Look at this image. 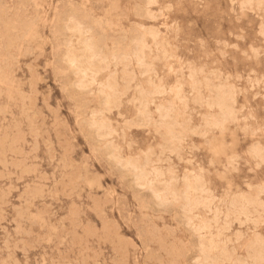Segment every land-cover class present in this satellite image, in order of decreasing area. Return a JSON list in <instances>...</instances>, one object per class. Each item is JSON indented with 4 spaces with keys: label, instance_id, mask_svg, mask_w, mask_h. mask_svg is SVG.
<instances>
[{
    "label": "snow or ice",
    "instance_id": "obj_1",
    "mask_svg": "<svg viewBox=\"0 0 264 264\" xmlns=\"http://www.w3.org/2000/svg\"><path fill=\"white\" fill-rule=\"evenodd\" d=\"M53 6L59 12L58 4L45 5ZM127 7L139 9L135 15L130 12L127 19L135 36L130 51H124V42L103 47L94 35L98 25L85 18L65 15L58 30L53 17L52 27L45 25V47L51 51L45 52L39 63L33 61L24 69L23 76L18 75L21 69L13 63L8 86L19 87L26 98H38L45 87L43 66L48 81L55 76L65 99L83 112L86 126L93 130L99 151L89 152L87 167L91 169L103 152L106 160L99 161L101 171L108 162L115 161L123 169L143 174L151 182L154 205L170 210L174 205L181 212L187 231L180 240L190 242L189 248L179 260L159 264H264V0H232L235 18L249 22L251 27L247 33L233 35L235 29L227 32L231 40L216 38L219 54L231 53L235 64L215 71L213 80L203 68L191 61L186 64L180 58V49L170 42L172 33L162 31H183L169 19L182 5L175 0H148L146 5ZM147 22L158 26L143 27ZM77 34L87 38L77 40ZM197 43L206 50L211 41L201 39ZM161 53L166 67L163 76L156 72ZM205 81L207 89L203 87ZM197 86L207 99L197 100V107L191 109L192 131L186 134L175 123L178 118L173 105L180 97H190ZM182 105L183 101L181 111L187 115ZM190 177L196 179V199L191 195ZM62 179L68 184L66 178ZM87 179L94 186L99 173L90 172ZM59 187L60 179L57 194ZM79 190L74 182L66 188L64 194L70 198L66 203ZM217 204L220 207L212 217L208 210ZM59 216L45 211L31 226L24 222L23 227L18 223L14 231L5 229L0 241V264H99L78 258V250L68 247L66 229L70 225L65 219L62 228ZM221 217L229 221L223 231ZM10 219L7 217L5 222ZM225 235L229 247L235 246L233 255L240 259H213ZM254 237L261 245L258 260L251 258L252 247L244 243Z\"/></svg>",
    "mask_w": 264,
    "mask_h": 264
},
{
    "label": "rangeland",
    "instance_id": "obj_2",
    "mask_svg": "<svg viewBox=\"0 0 264 264\" xmlns=\"http://www.w3.org/2000/svg\"><path fill=\"white\" fill-rule=\"evenodd\" d=\"M147 3L148 0H0V241L5 229L14 231L18 223L23 227L24 222L31 226V222L43 217V212L51 211L54 216L60 214L62 228L67 219L70 225L66 229L70 236L68 247L77 249V256L82 260L91 259L99 264H151L153 261L159 264L164 260H179L188 250L190 242L180 240L187 231L183 215L174 205L171 210L167 206L161 209L154 205L149 191L151 182L143 174L123 169L115 161L108 162L101 171L99 161L101 158L106 160L103 152L91 169L87 167L89 152L99 151V144L93 137V130L86 126L83 112L77 111L65 99L54 75L48 81L41 66L45 87L40 89L38 98H26L19 87L13 89L7 84L13 63L21 69L18 75L23 76L24 69L31 67L33 61L39 63L44 53L51 51L50 47H45V25L50 29L53 17H56L58 30L65 15L85 18L98 25L94 35L99 44L107 48L110 43L119 46L124 42V51L128 52L135 36L127 19L130 12L135 15L139 9L127 6ZM175 3L182 7L176 8L169 19L183 31L176 32L174 28L162 31L172 33L170 42L180 49V58L186 64L191 61L203 68L209 80L214 79L215 71L234 66L235 58L231 53L220 55L219 46L215 44L217 37H227V32H233V29L236 30L233 35H236L247 33L251 27L249 22L235 18L231 11L232 0H175ZM56 4L60 6L59 12L55 6L45 7ZM71 4L76 7H67ZM142 26L158 25L147 22ZM256 28L258 31V25ZM86 38L76 36L77 40ZM227 38L231 40V37ZM201 39L211 41L206 50L197 43ZM136 71L138 73L139 69ZM165 71L161 53L156 72L163 76ZM203 87L207 89V81ZM188 91L192 93L191 88ZM199 99L206 100L207 97L201 96V88L197 86L190 97L174 101V116L178 118L175 123L186 134L192 131L191 109L197 107ZM181 101L187 115L181 111ZM77 154L79 159H76ZM90 172L99 173L100 179L94 186L87 179ZM62 178H66L68 184ZM58 179L59 194L55 192ZM189 180L191 195L196 199L199 197L196 179L190 177ZM73 182L80 190L66 203L70 198L64 192ZM218 207L219 204L208 210L212 217L216 216ZM224 214L226 216L227 212ZM7 217L11 219L5 222ZM221 220L223 231L229 221L223 217ZM244 243L252 247L251 258L258 260L259 238ZM229 245L225 235L213 259H240L233 255L235 246L230 248Z\"/></svg>",
    "mask_w": 264,
    "mask_h": 264
},
{
    "label": "bare ground",
    "instance_id": "obj_3",
    "mask_svg": "<svg viewBox=\"0 0 264 264\" xmlns=\"http://www.w3.org/2000/svg\"><path fill=\"white\" fill-rule=\"evenodd\" d=\"M218 258V257H217Z\"/></svg>",
    "mask_w": 264,
    "mask_h": 264
}]
</instances>
